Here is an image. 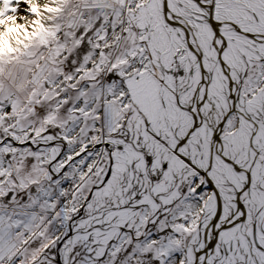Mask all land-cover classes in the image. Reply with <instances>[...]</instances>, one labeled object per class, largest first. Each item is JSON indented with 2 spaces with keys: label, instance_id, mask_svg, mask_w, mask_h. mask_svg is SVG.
Returning a JSON list of instances; mask_svg holds the SVG:
<instances>
[{
  "label": "snow or ice",
  "instance_id": "obj_1",
  "mask_svg": "<svg viewBox=\"0 0 264 264\" xmlns=\"http://www.w3.org/2000/svg\"><path fill=\"white\" fill-rule=\"evenodd\" d=\"M0 264H264V0H0Z\"/></svg>",
  "mask_w": 264,
  "mask_h": 264
}]
</instances>
